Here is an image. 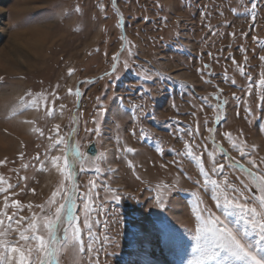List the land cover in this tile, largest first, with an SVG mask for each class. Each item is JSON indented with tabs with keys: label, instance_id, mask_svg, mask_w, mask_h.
Instances as JSON below:
<instances>
[{
	"label": "rangeland",
	"instance_id": "rangeland-1",
	"mask_svg": "<svg viewBox=\"0 0 264 264\" xmlns=\"http://www.w3.org/2000/svg\"><path fill=\"white\" fill-rule=\"evenodd\" d=\"M256 3L253 9L252 0H0V137L12 145L0 153V188L8 189L0 191V212L30 218L57 189L62 177L46 161L58 154L49 137L59 124L64 134L76 132L89 157L83 171L76 167L80 193L95 183L90 236L79 201L77 208L84 248L92 251L80 255L70 239L60 264H188L197 196L201 207L220 213L211 187L194 183L203 177L183 155L185 143L206 170L207 153L215 152L225 175L212 178L221 183L251 180L228 166L217 144L239 164L264 171V0ZM38 94L45 97L39 106L25 109ZM217 94L226 101L219 108ZM134 105L143 111L132 112ZM178 128L191 130L194 141ZM91 144L94 157L86 152ZM15 201L22 207L13 208ZM16 228L13 222L4 239L17 240Z\"/></svg>",
	"mask_w": 264,
	"mask_h": 264
},
{
	"label": "snow or ice",
	"instance_id": "snow-or-ice-1",
	"mask_svg": "<svg viewBox=\"0 0 264 264\" xmlns=\"http://www.w3.org/2000/svg\"><path fill=\"white\" fill-rule=\"evenodd\" d=\"M256 6V0H252V8L255 9ZM122 39L126 40L127 37H122ZM260 59L264 60V57H260ZM113 60L119 61V54L114 55ZM123 64L125 68L129 67L127 58ZM205 67L208 66L205 65ZM238 70L242 75L245 74L243 68H238ZM115 71L116 68L113 65V72ZM249 81H251V77H249ZM232 83L235 84V81L233 80ZM259 85L264 87V73H261ZM75 95L80 96V91L77 90ZM145 95H150V93L146 92ZM44 98L42 94H38L25 103V109L38 107ZM204 99L206 102V98ZM216 99L217 108L226 103V101L220 100L219 94ZM143 107V105H134L131 111L140 112L143 111ZM262 110H264V104H262ZM248 114L252 115L250 111ZM47 115L53 117L54 113L48 111ZM216 119L219 121L221 118L217 115ZM29 123L31 122L29 121ZM95 131L99 134L100 130L96 128ZM207 131L209 138L214 139L212 134L215 129L209 128ZM177 132L181 133V138L183 135H188L192 137L193 141L195 139L191 130L178 128ZM225 136L229 142H232L231 134L226 133ZM49 139L51 140L50 148L58 154L50 155L46 162L59 172L62 180L57 189L52 192L46 205L36 206L40 209L39 214L34 212L30 218L21 217L19 220H14L15 213L12 216H7L6 212H0V264H60L58 254L61 248L69 247L70 239L71 246L80 255H84L86 251H92L90 245L87 249L84 248L81 237L82 229L78 225L80 216L77 214L79 201L82 205L84 229L90 236L92 225L89 223V201L92 200L95 183L89 181L88 190L80 193L76 172L77 165L80 166L81 171L84 170L83 164L89 157L80 150L74 130L64 134L61 126L56 124L55 135ZM232 146L239 149L241 156H247L243 147L234 142ZM216 148L229 161L230 168L239 166L240 170L250 178L251 185L241 182V185L237 186L228 180L221 183L217 179H213V175L217 177L225 175V165L218 163L215 152L207 153L211 160V168L206 170L201 156L196 155L192 147L187 142L185 143L183 155L191 157L195 161L199 167V173L203 177L202 182L194 181V183L201 188L211 187V198L215 201V207L220 213L217 215L210 208L201 207L203 201L197 196L192 205V211L198 221L195 230V244L192 248L194 259L189 260L188 264H228L230 258L241 262V264H264V171L259 169L252 171L229 156L221 145L217 144ZM157 150H160L159 145H157ZM126 151L134 152L131 147L126 148ZM176 155L181 154L176 153ZM250 163L253 167L256 166L254 160H250ZM96 171L99 169L97 168ZM0 183H3V177H0ZM8 187L11 188L12 185H8ZM253 187L255 191L252 190ZM0 191L6 192L8 189L0 188ZM194 195L196 194L194 193ZM114 199L118 201L120 196L117 194ZM4 200V208L7 209L9 207L8 197L5 196ZM157 202L162 205L159 198H157ZM11 206L13 208L22 207L19 201L13 202ZM28 207L31 209L32 205L29 204ZM4 216H7L9 221L6 226L2 218ZM25 219H27V223L21 228L22 221ZM13 222L17 225L15 231L18 233V239L15 241L6 240L4 237L13 230ZM69 228L72 232L71 238L68 235ZM61 232L63 235L58 236Z\"/></svg>",
	"mask_w": 264,
	"mask_h": 264
},
{
	"label": "bare ground",
	"instance_id": "bare-ground-1",
	"mask_svg": "<svg viewBox=\"0 0 264 264\" xmlns=\"http://www.w3.org/2000/svg\"><path fill=\"white\" fill-rule=\"evenodd\" d=\"M20 127V125H18ZM18 127V128H19ZM22 130V129H20ZM12 132V131H11ZM19 134V133H18ZM19 136V135H18ZM25 137V136H24ZM11 139H6L5 137H0V153L4 154L7 153L9 150H11ZM263 151V150H262ZM261 151V152H262ZM264 152V151H263Z\"/></svg>",
	"mask_w": 264,
	"mask_h": 264
},
{
	"label": "water",
	"instance_id": "water-1",
	"mask_svg": "<svg viewBox=\"0 0 264 264\" xmlns=\"http://www.w3.org/2000/svg\"><path fill=\"white\" fill-rule=\"evenodd\" d=\"M92 145H94V147H92ZM86 152H87L91 157H94V156L96 155V153H97V150H96L95 144H91V145L88 147V149H87ZM93 154H95V155H93Z\"/></svg>",
	"mask_w": 264,
	"mask_h": 264
}]
</instances>
